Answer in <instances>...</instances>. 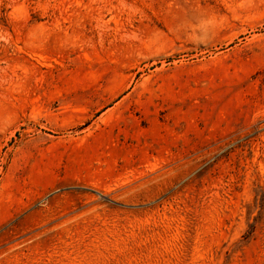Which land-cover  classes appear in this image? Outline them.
Listing matches in <instances>:
<instances>
[{
    "label": "rangeland",
    "instance_id": "rangeland-1",
    "mask_svg": "<svg viewBox=\"0 0 264 264\" xmlns=\"http://www.w3.org/2000/svg\"><path fill=\"white\" fill-rule=\"evenodd\" d=\"M0 264H264V0H0Z\"/></svg>",
    "mask_w": 264,
    "mask_h": 264
}]
</instances>
